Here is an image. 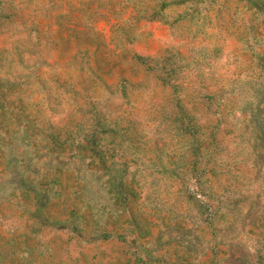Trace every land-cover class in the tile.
I'll list each match as a JSON object with an SVG mask.
<instances>
[{
    "label": "rangeland",
    "instance_id": "obj_1",
    "mask_svg": "<svg viewBox=\"0 0 264 264\" xmlns=\"http://www.w3.org/2000/svg\"><path fill=\"white\" fill-rule=\"evenodd\" d=\"M0 264H264V0H0Z\"/></svg>",
    "mask_w": 264,
    "mask_h": 264
}]
</instances>
